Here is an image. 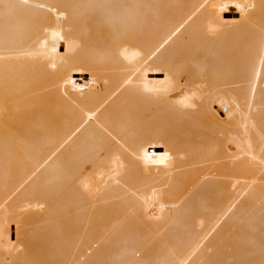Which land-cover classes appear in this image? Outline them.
Masks as SVG:
<instances>
[{
	"label": "bare ground",
	"instance_id": "6f19581e",
	"mask_svg": "<svg viewBox=\"0 0 264 264\" xmlns=\"http://www.w3.org/2000/svg\"><path fill=\"white\" fill-rule=\"evenodd\" d=\"M0 264H264V0H0Z\"/></svg>",
	"mask_w": 264,
	"mask_h": 264
}]
</instances>
